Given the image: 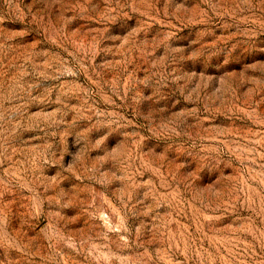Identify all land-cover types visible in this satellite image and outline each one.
<instances>
[{
	"label": "rangeland",
	"instance_id": "rangeland-1",
	"mask_svg": "<svg viewBox=\"0 0 264 264\" xmlns=\"http://www.w3.org/2000/svg\"><path fill=\"white\" fill-rule=\"evenodd\" d=\"M0 264H264V0H0Z\"/></svg>",
	"mask_w": 264,
	"mask_h": 264
}]
</instances>
